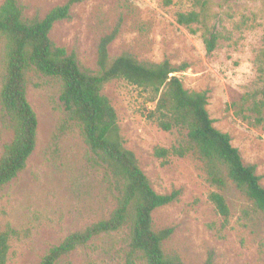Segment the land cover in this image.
<instances>
[{
  "label": "rangeland",
  "instance_id": "374dc122",
  "mask_svg": "<svg viewBox=\"0 0 264 264\" xmlns=\"http://www.w3.org/2000/svg\"><path fill=\"white\" fill-rule=\"evenodd\" d=\"M5 0H0V7ZM70 0H19L24 17L41 20ZM210 27L220 33L217 49L208 54L202 32L177 23V14L199 10L194 0H78L68 19L57 22L50 38L76 55L82 70L98 73V46L115 30L111 58L123 54L142 63L169 60L186 65L176 75L189 91H209L208 111L214 126L228 133L245 164L257 166L264 186V123L238 115L242 98L263 86L256 57L264 50V0H210ZM215 26V27H214ZM197 28V26H193ZM0 39V93L4 77ZM61 83L30 74L27 97L38 117L37 146L27 167L0 189V229L13 230L7 264H39L49 250L75 232L108 219L118 193L107 169L95 160L81 129L60 100ZM102 94L114 106L125 147L137 157L153 189L161 195L179 192L177 200L153 212L156 231L173 228L163 244L168 256L186 264H264V217L234 184L211 185L194 154L163 159L156 148L171 149L187 141L184 129L162 130L145 116L155 103L123 79L106 83ZM236 104V105H235ZM248 106V105H246ZM246 115H253L247 111ZM13 139L0 106V159ZM223 194L230 208L225 220L209 196ZM130 225L80 246L57 264H145L130 257Z\"/></svg>",
  "mask_w": 264,
  "mask_h": 264
},
{
  "label": "trees",
  "instance_id": "16d2710c",
  "mask_svg": "<svg viewBox=\"0 0 264 264\" xmlns=\"http://www.w3.org/2000/svg\"><path fill=\"white\" fill-rule=\"evenodd\" d=\"M162 1L165 6L175 2ZM76 2L78 0H70L56 7L41 20L25 19L19 0H5L0 7V39L5 49L0 106L13 133L0 159V189L25 170L37 146L38 117L27 97L29 75L34 73L61 83L60 100L65 110L81 129L95 160L107 169V177L118 193L117 207L108 219L69 235L51 248L39 264H57L78 247L86 246L98 236L116 233L126 225H130V257L141 256L145 264H186L164 252L163 244L174 229L156 231L153 225V212L177 200L179 192L158 194L136 155L125 147L117 112L109 98L102 94L104 85L114 79L139 87L148 104L155 103V108L147 107L144 113L162 130L187 131L185 143L171 149H155V155L163 159V164L172 156L183 158L194 154L203 163L211 185L222 190L231 182L264 217V186L257 166L245 164L231 136L214 126L207 108L209 91H189L184 87L176 74L184 71L186 65L175 67L169 60L142 63L129 54L111 58L108 48L117 36L115 30L101 39L99 72L90 73L82 70L76 55L68 54L53 43L50 38L53 26L70 17ZM194 3L199 10L178 13L177 23L192 33L202 32L206 51L212 54L217 49L220 33L210 27L213 19L210 0H194ZM256 64L263 86L242 98L237 114L261 125L264 123V50L257 55ZM247 111L253 115H246ZM209 199L228 221L230 208L225 196L214 191ZM14 233L0 229V264L8 263L10 238ZM128 262L133 264L132 260Z\"/></svg>",
  "mask_w": 264,
  "mask_h": 264
}]
</instances>
